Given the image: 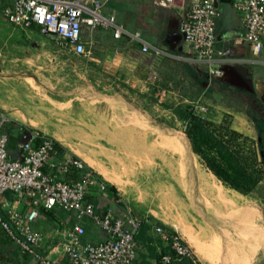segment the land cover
Here are the masks:
<instances>
[{
  "label": "rangeland",
  "instance_id": "1",
  "mask_svg": "<svg viewBox=\"0 0 264 264\" xmlns=\"http://www.w3.org/2000/svg\"><path fill=\"white\" fill-rule=\"evenodd\" d=\"M162 10L167 12L149 0H111L105 13H113L131 32L148 37L154 53H168L152 31ZM27 32L0 15V90L20 98L32 130L49 135L70 153L105 171L111 177L107 182L118 186L126 198H138L155 207L166 222H177L176 228L184 235L207 231L210 222L203 213V200L216 205V200L223 199L226 204L220 211L227 218L236 207L257 210L258 217L251 224L263 242L264 182L255 193L244 197L211 175L223 194L218 198L204 186L199 176L210 171L194 152L185 133L186 123L177 113L178 107L191 104L185 102L184 90L182 97L172 94L177 78H172L174 66L165 61L167 56L161 63L154 62L152 56H144L139 50L130 52L124 42L114 44L111 31L102 30L91 39V56L76 57L54 41L38 34L28 36ZM6 131L14 138L9 125L0 129V133ZM159 135L181 142L186 159L161 145ZM245 147L257 145L249 142ZM181 168H187L185 174L190 175L184 177L189 180L181 179ZM231 202L237 205L230 206ZM42 218L41 212L35 228L48 234L53 225ZM90 228L92 240L94 231L102 236L99 228ZM246 229L244 223V233ZM259 263L264 264V255Z\"/></svg>",
  "mask_w": 264,
  "mask_h": 264
},
{
  "label": "built area",
  "instance_id": "2",
  "mask_svg": "<svg viewBox=\"0 0 264 264\" xmlns=\"http://www.w3.org/2000/svg\"><path fill=\"white\" fill-rule=\"evenodd\" d=\"M173 6L175 0H153ZM110 0H0V15L23 30L38 28L40 34L61 45L76 57L91 56L92 37L97 31H111L118 42L128 41L144 56L159 58L140 33L130 32L113 14L105 13ZM219 0H197L180 23L183 43L190 48L191 59L207 64L215 76L221 72L212 64L216 54ZM241 14L246 29L245 40L254 55L264 51V0H231ZM206 112L205 109H201ZM197 114V113H196ZM199 116V115H198ZM10 123L0 111V129ZM54 138L32 131L26 142L17 145L15 157L10 152V135L0 133V198L11 193L25 209H14L0 202V227L21 253L36 264H134L138 257L137 235L147 225L167 244L170 254L164 264L191 259L194 253L176 231L140 217L133 206L96 170L74 155L62 156ZM42 210L63 212L74 219L59 235L50 237L35 228ZM91 225L106 239L93 242Z\"/></svg>",
  "mask_w": 264,
  "mask_h": 264
},
{
  "label": "crops",
  "instance_id": "3",
  "mask_svg": "<svg viewBox=\"0 0 264 264\" xmlns=\"http://www.w3.org/2000/svg\"><path fill=\"white\" fill-rule=\"evenodd\" d=\"M149 1L157 7L167 9V12L166 10L159 12L157 24H152V26L155 25L152 31L160 39L162 46L168 49V53L161 50V58H154L155 60L152 61H160L161 63L167 56L165 61H169L174 66L172 78H177V80L175 91L172 94L181 96V92L184 90L186 98L184 96L183 98L185 102L190 103L200 117L216 125H222L228 120L232 130L256 142L262 141L261 132L264 133V131L263 129L261 132L258 130L256 122L264 120V51L259 56L254 55L252 46L245 40L246 29L242 16L233 9L231 0H219L218 2L220 17L217 20L216 54L212 67L214 70L221 72L219 77L212 74L209 65L198 64L191 59L190 48L183 43L180 35V23L185 18L192 4L197 0H175L173 6H164L160 3H155L153 0ZM148 10L149 12H146L150 13V8ZM154 12L157 13L155 9H153ZM152 16L153 14H151ZM27 31H29L27 32L28 36L35 34L42 36L38 28ZM132 33H140L142 38L152 46L147 39L148 37H144L141 32ZM109 36L114 44L124 42L126 48L132 53L140 47L133 43L129 44L127 40L118 42L111 35ZM0 86H2L1 82ZM12 93L8 94L3 89L0 90V111H5L9 114L10 123L8 125L13 130L14 138L17 139L14 145H11L12 137L10 133L7 131L4 133L10 135V152L15 157L17 145L21 141L29 140L31 132L35 130H32L27 125L28 114L24 103L20 101L17 95L14 97ZM201 109H205L206 112H202ZM61 148L62 152L60 153L62 156L74 155L81 158L102 175L97 168H94L79 155L70 153L62 146ZM210 174L211 172L203 175L209 177ZM105 179L106 181L108 180L107 178ZM217 181L221 182L218 179ZM108 183L110 184V182ZM110 185L115 187L120 195L134 207L138 216L149 217L153 222L178 232L194 253L196 262L190 259L192 261L191 264H260L259 260L264 255V248H262L264 240L262 243L259 242L257 237L259 230L255 229L251 224L258 217V212L254 208H245L243 210L242 207H236L233 209L234 213L227 218L220 211L222 210L220 208L226 204L222 201L223 199L216 200L218 202L216 205L209 203L208 200H203V208L205 209L203 213L208 216L210 225L205 227L207 231H204L202 235L192 234L193 237H191L184 235L181 230L176 228L177 222H166L155 207L141 202L138 198H131V196L126 198L118 186ZM231 191L241 197L245 196L235 190L231 189ZM2 201V203L10 202L14 209L25 207L24 203L15 202L11 193L5 194L2 197ZM193 205L194 203H190L191 207ZM229 205L235 206L237 204L231 202ZM193 211H195L194 208ZM42 214L44 216L42 220L49 221L53 225V231H49L47 234L50 237L59 235L60 230L65 227H72L74 224V219L63 212H43ZM217 215L223 216V218ZM220 223L224 225L223 228L220 227ZM244 223L247 228L245 233L243 232ZM94 227L96 226L94 225ZM146 227L148 228L145 231H142L141 228L137 235L139 248L138 257L134 264H164L162 256L170 254V249L161 240L160 236L155 235L149 226L146 225ZM214 228L218 229L213 230ZM187 230L190 232L189 229ZM92 236L90 228L88 238L91 239ZM189 238L196 241L204 254L198 252L189 242ZM105 239L106 236L104 234L101 236L94 231V240L91 239V241L101 242ZM0 264H36L22 256L12 246L10 239L1 227ZM171 264H183V262L182 260L174 261Z\"/></svg>",
  "mask_w": 264,
  "mask_h": 264
},
{
  "label": "trees",
  "instance_id": "4",
  "mask_svg": "<svg viewBox=\"0 0 264 264\" xmlns=\"http://www.w3.org/2000/svg\"><path fill=\"white\" fill-rule=\"evenodd\" d=\"M177 113L186 123L185 133L192 143L194 152L218 180L245 196L258 190L264 181V133L261 132L262 129L264 131V120L256 122L262 141L255 144L254 140L232 130L229 122L216 125L198 116L191 106H180ZM12 141L16 142L17 139L11 138ZM249 142L257 147L246 148L245 145ZM57 147L62 152L59 144ZM109 192L112 194L117 190L110 185ZM43 212L46 213L42 210ZM147 228L144 225L142 231ZM182 262L191 264L192 261L183 259Z\"/></svg>",
  "mask_w": 264,
  "mask_h": 264
},
{
  "label": "bare ground",
  "instance_id": "5",
  "mask_svg": "<svg viewBox=\"0 0 264 264\" xmlns=\"http://www.w3.org/2000/svg\"><path fill=\"white\" fill-rule=\"evenodd\" d=\"M159 133V132H158ZM165 135V134H164ZM153 136H155V135H153ZM157 140H159V141H161V145L163 144V145H165L166 146V148L170 151V152H172L173 154H177V155H179L181 158L182 157H185V159H186V156H185V154H186V150H185V148H184V146L182 145V143L181 142H178L176 139H172V138H169V137H165V136H163V135H159L158 136V138H157ZM160 145V146H161ZM162 148V147H161ZM143 156V155H142ZM178 156V157H179ZM188 156V155H187ZM179 157V158H180ZM178 158V160L180 161V159ZM182 160H184L183 158H182ZM183 164V163H182ZM186 164V163H185ZM181 167V166H180ZM185 167V166H184ZM95 168H97V170L98 171H100L101 173H102V175L105 177V178H107L108 180H111V177L110 176H108L107 174H106V172L105 171H103L102 169H100V168H98V167H95ZM182 169V174L183 175H181V179L182 180H185V178L186 177H188L189 175H190V173H189V175L187 176L186 174H185V170L187 169H184V168H181ZM175 172V171H174ZM180 172V171H179ZM205 174V173H204ZM174 175V174H173ZM186 175V177H184ZM211 176H213V177H215L212 173L210 174ZM209 175V177L208 176H205V175H200V180H202V183L204 184V186L205 187H207V189H209V190H211V192H215L217 195H218V198H220L221 197V194H223V192H222V190L218 187H215L214 186V184H213V181H212V179L213 178H211V176ZM216 178V177H215ZM114 179V178H113ZM186 179H188V178H186ZM189 180V179H188ZM199 180V179H198ZM187 181V180H186ZM178 182H180V181H178ZM187 182H189V181H187ZM192 182V181H191ZM186 183V182H185ZM200 184V183H199ZM201 186H203V185H201ZM202 188V187H201ZM206 189V190H207ZM205 190V191H206ZM208 190V191H209ZM226 192V191H225ZM215 194V195H216ZM222 198H223V196H222ZM217 199V198H216ZM209 205H211V204H209ZM209 207V206H208ZM219 210V209H218ZM244 212V211H243ZM217 216H219V215H217ZM241 221H243V220H241ZM242 226V225H241ZM179 230V229H178ZM181 230V229H180ZM261 231V230H260ZM183 235V234H182ZM191 237H193V236H191ZM261 238V237H260ZM263 239V238H262ZM262 241V240H261ZM260 241V242H261ZM189 242L198 250V252L200 253V254H204V252H203V250H202V248L200 247V246H198L197 245V243H196V241H194L193 239H191V238H189ZM253 249V248H252ZM255 249H257L256 247H255ZM249 250V249H248ZM222 251V250H221ZM231 251V250H230ZM257 251V250H256Z\"/></svg>",
  "mask_w": 264,
  "mask_h": 264
},
{
  "label": "water",
  "instance_id": "6",
  "mask_svg": "<svg viewBox=\"0 0 264 264\" xmlns=\"http://www.w3.org/2000/svg\"><path fill=\"white\" fill-rule=\"evenodd\" d=\"M218 7V6H217ZM27 140H24V142H26Z\"/></svg>",
  "mask_w": 264,
  "mask_h": 264
}]
</instances>
